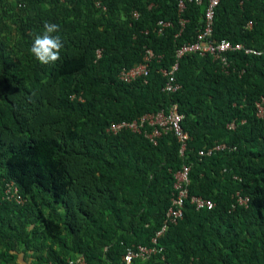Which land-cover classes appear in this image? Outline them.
<instances>
[{
	"label": "trees",
	"instance_id": "16d2710c",
	"mask_svg": "<svg viewBox=\"0 0 264 264\" xmlns=\"http://www.w3.org/2000/svg\"><path fill=\"white\" fill-rule=\"evenodd\" d=\"M178 1L0 0V264H124L127 249L152 246L183 165V218L157 239L161 254L132 264H264V119L255 108L264 0H220L212 41L243 50L227 53L225 71L209 55H184L181 88L167 94L160 71L196 40L207 0L182 13ZM46 21L60 26L64 45L47 65L30 52ZM162 21L170 25L159 34ZM145 49L155 56L148 75L120 81ZM171 104L189 135L182 156L173 133L154 145L144 132L108 131ZM10 183L22 203L4 198ZM191 197L214 207L196 210Z\"/></svg>",
	"mask_w": 264,
	"mask_h": 264
},
{
	"label": "built area",
	"instance_id": "2783aa9c",
	"mask_svg": "<svg viewBox=\"0 0 264 264\" xmlns=\"http://www.w3.org/2000/svg\"><path fill=\"white\" fill-rule=\"evenodd\" d=\"M220 0H207L203 24L201 30L196 36V40L192 43L184 44L182 47L176 50L175 52V63L169 67V69H162L160 71L161 75L164 77L165 81L162 86V92L167 94H173L180 90L181 86L176 81V72L178 70V60H180L184 55L187 54H197L200 57L211 56L213 60L218 61L222 69L225 71L229 66L227 62V53L243 50L242 45L234 44L232 45L228 41L213 42L212 41V26L215 15V9L218 6ZM195 4L201 5L202 0H179L178 1V12L182 13L185 4ZM133 18H137V12L132 13ZM184 24V21L181 20V25ZM170 24L165 22L158 23V33L162 34L163 28L168 27ZM248 27H251L249 25ZM245 53H255L251 50H245ZM97 57H100V51H97ZM154 53L150 49H145L143 56V61L130 69L122 70L119 73L120 81L124 83H131L138 78H143L148 75L149 72V63L154 58ZM256 108V117L264 119V97L258 100L255 103ZM183 120V115L178 113L177 105L171 104L167 111H160L156 114H146L140 117L138 120H134L131 123H121L113 124L109 127L108 131L117 133L122 128L130 130L132 133H142L144 136L152 143L156 144L157 140L161 137L162 134L173 133L177 141L180 144L179 153L182 156L187 148V141L189 140V135L182 130L181 121ZM150 128V132L144 130L145 126ZM230 128H234L235 124H231ZM224 144L217 145L206 152L200 151L199 156L210 157L212 151H221L225 149ZM190 167L183 165L180 170L174 174V183H173V192L170 199V206L166 211L163 224L159 231L155 233V236L151 239L152 246H137L136 248H130L126 250V253L123 256L124 264H132L134 260H147L155 254H161L162 249L157 247V239L162 236L171 225L177 223V221L183 218V208L185 201L188 200V185L190 183L189 179ZM16 187L10 183L6 185L4 191V198L8 201H14L17 203H22V199L17 194ZM237 202L239 204H245L246 199H243L237 194ZM190 203L194 205L196 210L207 209L211 210L214 207V204L207 199L201 197H191ZM69 264L73 262L68 260ZM76 264H85L82 257H79L75 260Z\"/></svg>",
	"mask_w": 264,
	"mask_h": 264
},
{
	"label": "clouds",
	"instance_id": "9594fccd",
	"mask_svg": "<svg viewBox=\"0 0 264 264\" xmlns=\"http://www.w3.org/2000/svg\"><path fill=\"white\" fill-rule=\"evenodd\" d=\"M59 31V25L46 21L42 34L35 37L30 52L41 64H55L60 60L64 45L61 37L56 34Z\"/></svg>",
	"mask_w": 264,
	"mask_h": 264
},
{
	"label": "rangeland",
	"instance_id": "374dc122",
	"mask_svg": "<svg viewBox=\"0 0 264 264\" xmlns=\"http://www.w3.org/2000/svg\"><path fill=\"white\" fill-rule=\"evenodd\" d=\"M40 254V253H39ZM43 254H45V253H43ZM32 256H35V254L34 255H32ZM36 256H38V255H36ZM20 257H22V255H20ZM26 260L29 262V261H33V257L32 258H28V257H26ZM23 264V263H22Z\"/></svg>",
	"mask_w": 264,
	"mask_h": 264
}]
</instances>
